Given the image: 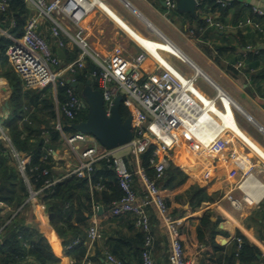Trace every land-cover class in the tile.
Segmentation results:
<instances>
[{
    "label": "crops",
    "instance_id": "0c3cea01",
    "mask_svg": "<svg viewBox=\"0 0 264 264\" xmlns=\"http://www.w3.org/2000/svg\"><path fill=\"white\" fill-rule=\"evenodd\" d=\"M199 1H206V7L202 10L195 8L191 13L177 9L169 11L163 0H87L88 11L81 27L90 50L101 56H113L126 72L129 71V61L140 53L141 46L170 70L176 71L167 58H177L194 67L195 74L204 78L205 81L202 80L215 91V99L220 107L215 102L209 103L208 96L198 91L208 110L173 152L171 162L183 170L184 175L177 179L183 181L182 186L169 195L172 201L169 212L173 218H183V225L187 220H193L194 227L198 226L207 212L212 214L211 221L217 223L211 233H215L214 242L222 250L214 253L209 246L200 244L196 254L190 257L195 258L197 264H214L209 260L215 262L216 257H219L221 264H228L226 260L235 252L237 238L255 247L259 251L257 261H264V34H257L250 28L236 27L240 17L252 15L251 7L264 10V0H224L232 2V6L227 8L216 7V0H213L215 6L209 5L208 1L211 0ZM25 3L30 15H36L33 5L27 0ZM208 18L220 22L223 29L219 31L209 26ZM259 20L264 23V17ZM13 23L11 21L10 25L14 26ZM61 25L72 33L76 31L68 19H62ZM38 27L40 36L51 51L57 57V52H62L58 57L61 67L78 58L80 49L64 37L65 45L59 48L51 35L50 21L40 20ZM0 34L12 42L13 37L1 25ZM161 39L165 42L158 41ZM246 47L251 49L247 51ZM239 62L243 64L241 73L234 68ZM88 63L94 66L87 57L85 67ZM155 67L153 62L147 61L143 66V76L152 75ZM80 75V72L66 74L65 82H77L76 78ZM92 84L96 83L92 81ZM51 89L56 115L58 88L55 90L51 86ZM11 92L12 87L7 79L0 77V122L9 115V106L6 108L5 104ZM217 140L219 145L214 151L205 150L208 144ZM231 154L245 158L247 164L238 166L230 159ZM50 159L53 169L65 175L77 164V159L62 142ZM248 178L255 180L259 187H252L253 190L247 194L241 186ZM192 185L204 188L213 198L193 211L189 209L187 197ZM134 187L139 198H142L144 193L138 180H134ZM92 189L97 192L102 190L95 186ZM229 195L241 200L240 210L231 206L227 199ZM111 205L105 207L98 204L101 208L98 214L99 237L88 264H108L107 254L124 260L125 264H141L139 254L143 249L144 234L135 228L133 215L114 216L110 211ZM147 210L154 264H169L167 232L155 210L151 206ZM50 215L40 198L26 202L20 214L28 228H36L48 240L53 255L58 258L57 262L47 264H69V256L62 248ZM75 221L73 218L71 223L76 225ZM184 247L187 249V245ZM253 263L241 260L232 262ZM21 264L37 263L28 257Z\"/></svg>",
    "mask_w": 264,
    "mask_h": 264
},
{
    "label": "built area",
    "instance_id": "2783aa9c",
    "mask_svg": "<svg viewBox=\"0 0 264 264\" xmlns=\"http://www.w3.org/2000/svg\"><path fill=\"white\" fill-rule=\"evenodd\" d=\"M27 2L33 5L37 13L31 15L26 21L21 38H11L12 42L6 49L5 55L11 70L22 81L24 90H42L48 86H52L55 90L58 87L65 90V101L57 107L55 128L62 136V143L77 159V164L63 178L69 176L82 178L84 174L89 175L99 161H106L108 167L114 172L122 192V196L112 203L110 211L114 216L131 214L135 217V228L144 234L142 264H154L150 250L152 237L147 210L149 206L157 213L169 237L168 263L197 264L195 258H185L184 256V247L180 241L183 218H173L170 215L169 206L160 195L156 180L164 175L175 148L182 141L181 132L186 131L187 126L191 123V121L184 122V119H189L190 114L196 117L201 112H205L204 98L198 93L201 91L196 87L198 79L204 80V78L195 74V69L192 66L190 69L193 73L188 75L173 65L176 71L170 70L157 62L139 45L141 51L129 61L128 72L125 71V67L117 63L113 56H101L99 53L91 51L81 27V22L88 11L87 0H27ZM163 2L169 11L177 9L176 0H163ZM195 2L198 9L200 1L195 0ZM216 2L223 8L230 7L232 3L224 0H216ZM8 4L9 0H0L1 13L6 11ZM251 13L250 16L240 17L236 21V27L239 29L250 28L257 34H264V23L259 20L264 17V10L251 7ZM62 19H68L75 26L76 31L72 33L63 28ZM40 20L50 21L51 35L59 48L64 47L65 40L78 46L80 53L76 60L61 67L59 58L51 51L47 42L38 32ZM207 24L219 31L223 29L220 22L212 21L210 18L207 19ZM158 41L165 42L162 39ZM245 49L249 51L251 48L246 47ZM87 57L95 66V70L89 74V81L96 83L98 91L102 95L107 115H110L114 101L118 96L122 97L125 106L135 111V117L131 116L133 138L124 146L107 150L88 134L77 131L69 135L63 134L61 118L73 121L81 117L84 112H88V106L83 97L64 79L66 74L75 75L77 72H84ZM167 59L169 60V58ZM147 61L153 62L156 67L152 75L143 76V66ZM179 61L181 60L179 59ZM234 68L241 73L243 64L239 62ZM207 98H209V103L215 102L218 105L215 96ZM0 139L9 148L18 172L27 184L29 198L26 202L37 200L42 190L63 179L47 180L41 189L34 191L26 176L29 158L24 157L13 148L1 122ZM218 145L219 140L208 144L205 150L212 152ZM150 146H153V154L149 161L150 167L154 171L153 178L148 176L140 161V156L146 153ZM54 154L55 151L52 148H47L41 162L48 163L49 158ZM230 159L240 167L247 164L245 158L235 154H231ZM131 166H134V172L130 169ZM41 174L47 176L48 170L43 169ZM134 176L137 177L143 189L142 198H139L134 187ZM95 188L100 190L103 186L96 185ZM227 199L234 209L242 208L241 200L230 195ZM0 207H2L1 203ZM98 207L94 205L92 208L91 224L85 231L84 239L76 238L66 248V250H71L73 246L82 242L86 249L85 256L80 261L69 257V264H88L99 237ZM23 244L26 246L25 243ZM242 245L243 240L237 238L236 256H238ZM106 260L108 264H124L111 254L106 255ZM253 264H264V261L259 260Z\"/></svg>",
    "mask_w": 264,
    "mask_h": 264
},
{
    "label": "trees",
    "instance_id": "16d2710c",
    "mask_svg": "<svg viewBox=\"0 0 264 264\" xmlns=\"http://www.w3.org/2000/svg\"><path fill=\"white\" fill-rule=\"evenodd\" d=\"M25 1L9 0L6 11L0 13L2 29L15 39L22 37L26 21L31 16ZM208 2L210 6H219L214 5L213 0ZM204 7H206V1H200L198 10H202ZM11 21L14 22V26L10 25ZM10 44L11 41L0 34V77L7 79L12 87L8 100L9 115L1 119V125L13 148L24 157L29 158L26 176L31 188L37 191L44 186L45 181L59 179L65 175L57 173L53 169L50 158L48 163L41 162L47 148L56 151L62 142V136L55 128L56 115L51 86L42 90L23 89L22 81L11 70L5 56L6 49ZM94 70L95 67L88 63L76 81L86 84L88 75ZM91 87L98 90L96 84H92ZM57 98L59 104L65 101V90L61 87L57 89ZM120 115L124 121L130 116L135 117V111L121 102ZM86 116L87 111L73 121L63 118L61 120L63 134L74 133L73 126L84 121ZM152 154L153 146H150L147 152L140 156L141 165L150 178L154 177V171L149 163ZM43 169L48 170L47 176H42ZM130 169L133 172L135 170L134 166H131ZM183 175V170L170 162L162 178L156 180L160 195L168 206L172 203L169 199L170 193L183 184L182 180L177 181ZM134 180L135 182L138 180L136 176H134ZM96 185L104 187L101 192L92 189ZM190 189L191 192L188 193L187 197L191 211L199 208L203 202L213 200L200 186L192 185ZM121 196L122 192L114 172L108 167L107 162L102 160L94 166L89 175L84 174L82 178L75 176L63 178L55 185L42 190L39 198L53 215L51 224L61 239V245L66 255L80 261L86 252L83 243L73 246L71 250H66L67 246L72 244L76 238L84 239L85 231L91 224L94 205L101 204L108 207ZM28 198L27 184L19 174L9 148L0 139V203L2 204L0 207V264H21L28 257L33 258L37 264L58 261V258L53 255L48 240L36 228H28L20 216ZM9 209L10 211H8ZM211 215L207 212L196 227L193 225V220H187L182 225L180 241L183 247L187 245V249L184 247L185 258L194 256L200 244L209 246L214 253L222 250L214 242L215 233H211V229L217 225L216 222L211 221ZM73 218L76 220V225L71 223ZM141 253L142 251H140V257ZM235 254L236 250L230 258H227L228 264H232L233 260L255 263L259 251L243 241L238 256ZM119 260L125 264L124 260ZM209 261L214 264H221L219 257H216L215 262H212L211 259Z\"/></svg>",
    "mask_w": 264,
    "mask_h": 264
},
{
    "label": "water",
    "instance_id": "95a60500",
    "mask_svg": "<svg viewBox=\"0 0 264 264\" xmlns=\"http://www.w3.org/2000/svg\"><path fill=\"white\" fill-rule=\"evenodd\" d=\"M176 8L179 11L193 13L196 8V2L195 0H176ZM57 53L60 58L62 52L59 50ZM67 83L83 97L88 106L86 119L75 124L73 126L74 131L92 136L107 150L124 146L132 140V117L122 120L120 115L121 96L115 99L111 113L108 116L101 93L92 89L90 81L82 84L67 80ZM5 107L8 108V103L5 104ZM100 212L101 208L98 207V214ZM52 217L50 215V218Z\"/></svg>",
    "mask_w": 264,
    "mask_h": 264
},
{
    "label": "bare ground",
    "instance_id": "6f19581e",
    "mask_svg": "<svg viewBox=\"0 0 264 264\" xmlns=\"http://www.w3.org/2000/svg\"><path fill=\"white\" fill-rule=\"evenodd\" d=\"M191 67V66H190ZM192 68V67H191ZM228 95V94H227ZM229 96V95H228ZM230 97V96H229ZM231 98V97H230ZM239 109V108H238ZM208 110V107H205V112H201L200 114H198L196 117L193 116V114H190V117L189 119H184V122H190V125L187 126V129L186 131H182L181 132V135H182V141L185 139V137H187V135L189 134L188 132L192 131L195 126L201 121V119L205 116L206 112ZM240 110V109H239ZM255 186L259 187L258 183L255 181V180H252L251 179H247L241 186L242 190H244L247 194L249 193V191L253 188L255 189ZM262 186V185H261ZM253 187V188H252ZM258 194V192H256ZM248 196H251V195H248ZM253 197V196H251ZM258 198V196H256ZM256 200H259L257 199ZM254 200V201H256ZM248 201H251L250 199H248Z\"/></svg>",
    "mask_w": 264,
    "mask_h": 264
},
{
    "label": "rangeland",
    "instance_id": "374dc122",
    "mask_svg": "<svg viewBox=\"0 0 264 264\" xmlns=\"http://www.w3.org/2000/svg\"><path fill=\"white\" fill-rule=\"evenodd\" d=\"M169 61L173 66H175L178 70L182 71L186 75L193 73L189 65L182 63L181 61H179V59L177 60V58H169ZM196 87L208 97L215 96L214 90L210 88L202 79H198Z\"/></svg>",
    "mask_w": 264,
    "mask_h": 264
}]
</instances>
